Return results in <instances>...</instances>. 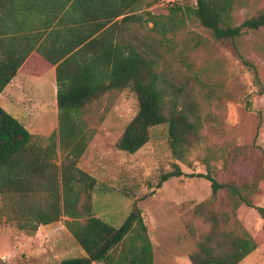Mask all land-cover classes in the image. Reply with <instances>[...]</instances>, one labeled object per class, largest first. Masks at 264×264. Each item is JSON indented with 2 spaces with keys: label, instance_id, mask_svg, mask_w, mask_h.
Here are the masks:
<instances>
[{
  "label": "rangeland",
  "instance_id": "374dc122",
  "mask_svg": "<svg viewBox=\"0 0 264 264\" xmlns=\"http://www.w3.org/2000/svg\"><path fill=\"white\" fill-rule=\"evenodd\" d=\"M150 2L140 0L134 12L130 10L132 19L117 26L116 39L155 62L169 100L173 98L178 106L192 104L202 124L200 140L179 159L168 149L165 128L158 127L155 137L135 154L119 151L115 143L135 116L137 100L128 89L110 90L80 115L87 146L77 166L95 179L91 202L95 213L110 225H120L131 206L137 205L154 244V264H191L184 257L196 250V241L209 230L203 221L207 208L211 204L223 209L228 203L224 190L210 200V183L199 174L210 173L221 183L256 182L252 202L264 207V27L244 32L235 42H218L193 17L195 0H160L148 7ZM172 8H179L173 14L179 29L173 33L164 18ZM263 9L264 0H235L232 25ZM151 16L164 25L154 27ZM53 78L49 73L34 77L35 93L16 94L21 102L35 96L37 106H0L41 147L57 131ZM232 149L236 155L227 162ZM175 166L181 176L168 179L160 188L151 187ZM2 204L0 198V208ZM236 218L258 241L257 248L238 264H264V220L246 206L238 208ZM65 219L31 233L0 213V264H53L81 256Z\"/></svg>",
  "mask_w": 264,
  "mask_h": 264
},
{
  "label": "trees",
  "instance_id": "16d2710c",
  "mask_svg": "<svg viewBox=\"0 0 264 264\" xmlns=\"http://www.w3.org/2000/svg\"><path fill=\"white\" fill-rule=\"evenodd\" d=\"M66 1L68 4L70 0ZM159 1L151 0L147 6ZM139 2L72 0L69 9L75 15L71 26H57L47 35L50 42L67 44L65 51L52 57L49 48L44 55L48 62L42 60L43 66H21L27 54L0 58V93L18 73L41 76L55 65L57 131L49 136L45 147L34 144L25 126L0 107V213L20 230L27 228L31 233L40 225L66 218L64 226L83 254L53 264H153L152 244L135 203L118 226L95 213L91 202L95 179L77 166L87 146L86 126L80 118L87 105L110 90L128 89L135 95L137 112L115 143L116 149L127 154L147 145L158 127L165 128L168 149L179 159L200 140L202 124L192 104L178 106L173 98L169 100L155 62L116 39L117 26L132 19L130 13ZM195 2L193 17L215 41L235 42L244 32L264 27V9L234 26L231 12L235 0ZM178 9L172 8L171 14L164 16L171 33L179 29L173 15ZM150 19L154 27L164 25L157 21L159 17ZM230 155L235 157L234 149L228 153L227 162ZM181 175L175 166L151 187L160 188L168 179ZM198 177L210 183V200L224 190L228 203L223 209H214L211 204L207 208L203 221L209 230L196 241V250L188 254V260L191 264H238L258 246L257 239L236 218L238 208L246 206L264 220V207L255 206L250 195L257 183H221L210 173Z\"/></svg>",
  "mask_w": 264,
  "mask_h": 264
},
{
  "label": "crops",
  "instance_id": "0c3cea01",
  "mask_svg": "<svg viewBox=\"0 0 264 264\" xmlns=\"http://www.w3.org/2000/svg\"><path fill=\"white\" fill-rule=\"evenodd\" d=\"M72 0L67 4L66 0H0V58L4 55H10L15 58H20L22 55H26L21 66L31 65L43 66L48 61L44 57L49 48H52L50 52H53L52 57L65 51L68 46L65 43L59 41L50 42L47 39V35L57 26L60 29H66L73 23V12L69 9ZM43 8L46 9L45 12ZM10 12V15H9ZM80 17V21H82ZM48 26V29H44ZM47 39V40H46ZM41 46L43 49L40 52H36ZM46 47L47 49H45ZM47 52V53H46ZM51 74L52 90L56 95V81H55V65H53L45 74ZM42 75V76H43ZM33 76L25 73H18L11 82L0 93V106L6 104L19 105L24 107H35L38 105V101L35 96L25 102H21L17 99V93L19 92H31L33 86L36 84L32 79ZM53 96L54 107L56 105V98ZM35 98V99H33ZM16 101V102H15ZM24 101V99H23ZM53 223L48 225H40L41 227H51ZM36 236V235H35ZM152 250L154 244L152 240ZM172 256V255H171ZM175 256H172V258ZM170 258V260L172 259ZM169 259V258H168ZM175 259H179L176 255ZM188 259V255L184 257ZM154 250H153V264H154ZM173 261V259H172ZM189 261V260H188ZM190 262V261H189Z\"/></svg>",
  "mask_w": 264,
  "mask_h": 264
}]
</instances>
